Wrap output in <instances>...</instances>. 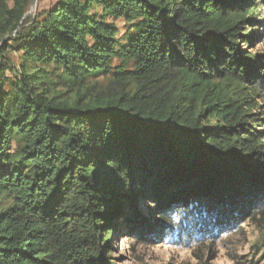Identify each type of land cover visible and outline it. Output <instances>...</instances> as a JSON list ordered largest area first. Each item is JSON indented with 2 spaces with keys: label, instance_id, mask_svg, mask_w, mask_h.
Instances as JSON below:
<instances>
[{
  "label": "trees",
  "instance_id": "16d2710c",
  "mask_svg": "<svg viewBox=\"0 0 264 264\" xmlns=\"http://www.w3.org/2000/svg\"><path fill=\"white\" fill-rule=\"evenodd\" d=\"M34 1L0 0V264L264 216V0Z\"/></svg>",
  "mask_w": 264,
  "mask_h": 264
},
{
  "label": "rangeland",
  "instance_id": "374dc122",
  "mask_svg": "<svg viewBox=\"0 0 264 264\" xmlns=\"http://www.w3.org/2000/svg\"><path fill=\"white\" fill-rule=\"evenodd\" d=\"M56 0H35L27 18L48 8ZM121 30L122 21H117ZM264 54V45L253 46ZM229 234H219L213 241L198 244H152L125 234H118L113 242L112 257L115 264H264V216L237 224ZM153 242V241H152Z\"/></svg>",
  "mask_w": 264,
  "mask_h": 264
},
{
  "label": "water",
  "instance_id": "95a60500",
  "mask_svg": "<svg viewBox=\"0 0 264 264\" xmlns=\"http://www.w3.org/2000/svg\"><path fill=\"white\" fill-rule=\"evenodd\" d=\"M34 3V2H33ZM33 3H32V5H33ZM27 17V15L25 16V18Z\"/></svg>",
  "mask_w": 264,
  "mask_h": 264
}]
</instances>
